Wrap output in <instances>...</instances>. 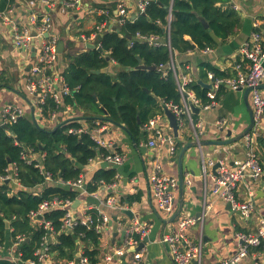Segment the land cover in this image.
Returning a JSON list of instances; mask_svg holds the SVG:
<instances>
[{
    "label": "crops",
    "instance_id": "obj_1",
    "mask_svg": "<svg viewBox=\"0 0 264 264\" xmlns=\"http://www.w3.org/2000/svg\"><path fill=\"white\" fill-rule=\"evenodd\" d=\"M30 1L32 0H18L17 5L14 6L15 12L12 14L14 25H28L30 13L28 2ZM142 1L144 0H51L52 7L48 10L53 18L59 43L63 42L64 44V50L62 54H59L57 66L61 76L65 78L69 73L70 61L65 57L66 55L77 56L91 50H101V47H98L100 43L96 41L98 37L96 39L90 37L97 31L100 24L99 17L102 16L101 12L103 10H110L114 15H117L118 6L123 4L129 9L132 15L131 19H133L136 18L138 5ZM217 6L224 13L234 15L232 30L227 36H218L216 38L217 45L212 47L209 52H206V49H197L195 46L193 50L188 52L180 54L175 52L174 54L180 77H190L194 80V83H198L208 90L211 87L208 78L209 73H213L217 77L215 72L218 71L223 77H233L239 69L247 70V64L240 56V47L250 38L253 32L258 30L255 26L256 23H260L259 28H261L262 21H264V0H227L225 3L217 4ZM35 7L42 8L43 1L36 0ZM8 11L0 12V61L2 69L0 76V109L8 103L21 106L26 110L25 116L35 120L40 127L49 129L76 120L82 127L89 130V120L93 121L95 127L98 123L105 122L107 128L101 135L111 145L105 151L121 154L124 156V162L118 166L112 165L103 161L100 154L84 167L82 174L84 175L86 189L88 181L100 170L113 171L116 178L114 183L101 185L94 193H89L88 190L86 192L79 191L80 197L77 200L79 203L72 208L73 216L82 219L88 212L98 211L109 217L106 231L100 233V260L107 253H112L115 249L124 246L127 237L125 231L119 228V224L128 227L136 220H140L151 226L149 234L143 242H140L141 237L139 235L136 236L139 241L138 247L128 249L125 257L132 258L139 253L143 255V264H173L169 248L161 240L175 226V221L168 223L174 214H164L158 210L151 191L149 175L155 162H159L166 174L179 179V185L173 191L176 199L175 210H177L181 196L179 157L182 150L189 143L195 141V130L187 123L186 127L179 129V134L176 136L166 115L168 109L163 106L161 100H157L156 116L150 118L141 127V136L138 142L131 133L129 135L121 127L103 121L104 118L110 119L105 113L84 116L82 111L74 108L71 115H62V113L58 115L57 120L52 122L51 125L45 120L43 121L32 106L33 98L27 94L25 89V82L30 73L31 64L37 56V49L35 45L27 52L15 49L13 25L3 23L2 19V15L4 13L8 14ZM112 28L113 25H110L108 30ZM87 33H90V35H87ZM40 42V40L36 42L38 47ZM91 45H94L96 49H91ZM104 56H108V53H105ZM108 60L110 64L107 72L116 76L121 68L110 58ZM211 68L216 71L210 70ZM244 90L232 91L225 88L218 94L216 107L209 111H199V113L193 111L195 123L197 125L201 124L203 129L200 141L205 144L191 147L184 155V180L190 178L191 186L184 183V209L182 213L184 215L199 216L202 212L203 198L206 194L209 201L213 203V210L207 217L204 226H195L189 234L190 238L195 241L200 238L203 239V264H218L223 259L235 254L239 248L237 234L254 233L259 218H264V122L250 132V134L257 135L255 137V148L263 171L262 177L259 180L248 179L241 183L237 190V196L241 201L247 200L248 195L252 194L255 214L250 222L246 223L239 214L234 213L229 207V203L224 199L213 195L211 191L214 187V168L209 169V175L206 179L203 177V157L206 161H224L231 167L234 166L235 161L247 158L245 138L226 146L212 144L215 141L227 140L230 132L232 133L231 137L236 138L249 127L251 117L244 99ZM261 90L264 95V88ZM249 103L252 107L251 94L249 95ZM64 110L66 111V108ZM156 117L161 118L160 129L164 137L171 138L176 144V152L173 155L170 153L167 144L159 145L157 149L150 148L148 145L149 141L152 140V134L146 133L144 126ZM119 124L128 130L125 124ZM43 155L45 154H33L41 164L46 157H43ZM15 171L18 175V168ZM46 181V185L53 183L50 178ZM11 185V195L23 188L19 179L17 185L12 182ZM33 191L35 195H40L43 191V185ZM130 197L134 198V201H130ZM108 199H114V207L107 205ZM39 220V222L31 221L32 225L39 226L43 219L39 218ZM147 237L149 241L145 242ZM57 242L58 239L55 235L48 238L49 245ZM142 243L145 244L140 247ZM11 247L12 241L7 239L0 248V260L9 261ZM83 248V245H79L74 260L83 255ZM68 261V259H58L57 254L51 255L49 253L48 258L39 264H67ZM119 261L123 260L120 258ZM240 264H264L262 249L254 251V254L252 253Z\"/></svg>",
    "mask_w": 264,
    "mask_h": 264
},
{
    "label": "trees",
    "instance_id": "obj_2",
    "mask_svg": "<svg viewBox=\"0 0 264 264\" xmlns=\"http://www.w3.org/2000/svg\"><path fill=\"white\" fill-rule=\"evenodd\" d=\"M226 1L174 0L172 3V0H151L144 14H136L134 20L115 25L117 27L113 25L111 30L98 36L96 41L101 45V52L91 50L77 56H65L70 61L65 80L73 90V95L66 97L64 103L82 111L84 116L102 115L106 112L112 121L125 124L138 142L143 124L156 116L157 100L179 104L181 95L174 75L169 73L163 78L157 70L160 64L171 61L168 46L151 47L139 42L136 35H157L166 43L169 10L172 9L170 43L173 57L175 52L185 53L195 46L197 49H211L217 45L218 36L226 37L232 30L234 15L224 13L217 6ZM17 3L18 0H0V12L13 8ZM110 13L115 16L112 11ZM201 18L209 24V28L204 26ZM106 19L107 17L100 16L99 23ZM130 41L134 42L133 47L129 46ZM105 53L108 56H104ZM108 58L121 68L116 76L107 72L110 64ZM140 65L155 67L156 70H137ZM210 70L216 71L214 68ZM215 73L217 77H223L218 71ZM190 89L202 103H208V89L198 83L191 84ZM56 109L54 100L47 99L43 117L49 119ZM88 123L89 132L96 128L92 120ZM81 127L74 120L53 129L42 128L29 116L21 117L16 124L0 127V176L6 175V170L16 164L18 179L23 186L12 195L11 183L4 182L0 186L1 245L7 239L13 244L17 236L25 237L19 249L23 261H35L34 254L42 247L44 239L55 235L58 242L49 245L51 255L57 254L58 259L73 260L79 245H83V255L89 258L91 264L99 263L101 234L97 225L101 216L98 211L87 213L93 219V225L87 226L79 222L72 231L62 229V219L66 213L62 209L45 213L42 225L37 227L32 225L30 217L45 200L58 198L75 203L80 193L67 184L77 181L92 159L107 153L97 147L90 133H69L71 129L78 130ZM30 151L46 155L42 162L44 174L35 163L28 164L23 160L22 154ZM45 173L53 181L52 184L46 185ZM115 176L113 171L96 172L87 183L88 192L94 193L101 185L114 183ZM42 185V193L35 195L33 190ZM129 199L134 201L132 197ZM7 222L10 227H7ZM46 222L51 223L52 231L45 228ZM0 264L13 263L0 260Z\"/></svg>",
    "mask_w": 264,
    "mask_h": 264
},
{
    "label": "built area",
    "instance_id": "obj_3",
    "mask_svg": "<svg viewBox=\"0 0 264 264\" xmlns=\"http://www.w3.org/2000/svg\"><path fill=\"white\" fill-rule=\"evenodd\" d=\"M35 1L28 2L29 22L27 26L14 25L12 21V14L15 12L14 7L9 9L8 14L2 15L3 23H11L13 25L14 33V47L16 50L29 51V49L35 45L37 49V56L34 62L31 64L30 73L25 82V89L27 94L33 98L32 106L39 113L40 119L45 120L51 125L52 122L57 120V116L71 115L74 110L73 106H66L64 99L73 95V90L69 87L64 77L58 72V46L59 39L55 33V27L53 18L48 8L52 7L51 0H42L43 7L36 8ZM151 0H144L138 5V14H144ZM174 0H172V3ZM6 14V15H5ZM102 16L107 17L105 22H102L97 27V31L92 34L90 38L96 39L100 33H104L108 30L109 24L111 25H123L131 19L129 9L120 4L118 6L117 15L114 17L109 10H103ZM169 25L167 26V41L166 43L157 35L145 36L140 33L136 35V39L141 43H147L149 46L159 48L167 45L171 53V61L167 64H160L157 70L161 73L163 78H166L169 73H172L177 80L178 90L181 95V101L179 104L173 102H162L163 106L170 110L177 118V122L180 128L187 126V123L195 130V141L200 142V136L203 134L201 124H196L194 121V115L192 107L198 108L200 111H209L217 106L218 94L225 88L232 91L244 90L247 88H253L251 91V102L254 111V118L256 126H259L264 122V95L261 89L258 87L264 84V21H262V27L260 23H256L257 31L253 32L248 40H246L240 47V56L247 64V70H238L237 74L233 77H216L213 73L208 74V78L211 82L210 90L207 93L208 103H202L197 97L196 93L190 89V85L194 83V80L190 77H180L178 67L173 57V48L170 43V23L172 21V9L169 10L168 16ZM33 31L36 32V36H33ZM48 36L46 37V35ZM85 38V37H83ZM89 39V38H88ZM40 40V46L36 45V42ZM129 46L133 47L134 42L130 41ZM100 48L101 45L99 44ZM211 51L210 48H206V52ZM1 61H0V76H1ZM47 99H53L56 103L57 109L51 114V117L46 120L44 115V107ZM66 108V111L64 110ZM26 115L25 108L15 105L13 103L5 104L0 109V127L13 125L18 120ZM161 118L156 117L151 119L145 126L144 131L148 134H152V140L149 141V147L157 149L159 145L167 144L169 146L170 153L173 155L176 152V144L171 138H165L162 130L160 129ZM107 128L105 122L98 123L96 128L89 132L85 127L80 129H71L70 134L81 135L83 133H90L91 138L97 144L99 149H109L111 147L109 141H107L101 134ZM256 134H248L245 137L247 158L244 160H237L234 162V166H229L224 161L214 162L213 160L206 161L203 157L202 168L203 177L206 179L209 175V169L219 167L214 171V187L212 193L214 196L224 199L231 204L232 211L239 214L242 219L248 223L252 220L255 214V204L252 194L248 195L247 200L241 201L237 196V190L239 185L248 179L259 180L262 177L263 171L260 165L259 157L255 148ZM33 152H27L22 154L24 161L28 164H34L44 174L42 164L39 160L35 159ZM46 155H43L45 157ZM103 161L112 165H121L124 162V156L119 153L108 151L101 154ZM43 159V158H42ZM13 168L6 170V175L0 176V186L4 182L18 184V175L16 174L17 165H11ZM47 179L49 175L45 173ZM149 183L153 197L157 203L158 210L164 214L175 213V195L174 189L179 185V179L170 176L165 173L162 164L155 162L152 172L149 175ZM184 183L191 186L190 178H187ZM78 191L86 192V185L84 175L81 174L79 179L75 182H69L67 184ZM107 205L114 207V199H108ZM73 202L70 200H60L55 198L53 200L43 201L38 211L32 212L30 217L31 221L39 222V218L44 217V214L55 210H64L65 216L62 219L63 231H72L74 227L80 222L83 225L91 226L94 224L90 215H86L82 219H77L73 216L72 212ZM184 209V208H183ZM213 210V203L208 199L206 194L203 198L202 212L199 216L184 215L182 212L176 218L172 231L165 235L161 242L166 244L169 248V254L173 264H203L204 254V242L200 238L195 241L190 238L191 230L200 225L204 226L205 221L211 211ZM100 223L97 225L99 233L106 231V227L109 222V217L103 213H100ZM43 220L40 225H42ZM39 225V226H40ZM45 228L52 231L50 222L45 223ZM119 228L126 233V241L123 247L115 249L112 253H107L102 260H99L98 264H143V255L136 254L132 258L125 257L128 249H136L139 241L136 236H140V242L148 236L151 226L146 222L136 220L128 227H123V224H119ZM48 238L44 239L42 247L36 250L34 256L35 261H23L21 253L19 251L22 243L25 241V237L17 236L16 241L11 247V257L9 261L13 264H39L43 263L49 256L50 247ZM237 239L239 241V248L235 254L223 259L218 264H240L244 259L248 258L254 251L262 249L264 253V218H259L258 226L254 233H238ZM1 238H0V248ZM125 257V258H124ZM123 261H119V259ZM128 258V259H126ZM67 264H91L88 257L81 255L76 260H69Z\"/></svg>",
    "mask_w": 264,
    "mask_h": 264
},
{
    "label": "water",
    "instance_id": "obj_4",
    "mask_svg": "<svg viewBox=\"0 0 264 264\" xmlns=\"http://www.w3.org/2000/svg\"><path fill=\"white\" fill-rule=\"evenodd\" d=\"M135 18H133L134 20ZM201 21L202 23L204 24V26L206 28H209V25L208 23H206V21L201 18ZM33 36H36V32L33 31ZM48 36V34L46 35V37ZM91 49H96V47L94 45H91L90 47ZM63 50H64V44L63 42H60L59 43V46H58V53L59 54H62L63 53ZM101 52V50H99ZM137 70H145V71H154L156 70L155 67H147V66H144V65H140L139 67H137ZM96 73H100V71H96ZM264 88V84L260 85L258 87V89H263ZM253 90V88H247L244 90V99L246 101V105L250 111V117H251V122H250V125L249 127L238 137L236 138H232V133L230 132L228 134V139L227 140H223V141H215L213 142L212 144H215V145H221V146H226V145H231V144H234L240 140H242L243 138L246 137V135H248L250 132H252L255 127H256V122H255V118H254V111H253V108L251 107L250 103H249V95L251 93V91ZM240 91H243V90H240ZM192 110L195 112V113H199V109L198 108H195V107H192ZM106 115H108L106 112H105ZM166 115L170 121V124H171V127L172 129L174 130V133L176 136H178L179 134V125H178V122H177V118L176 116L174 115V113H172L170 110H166ZM103 121H106V122H109L111 124H114V125H117L118 127H121L122 129H124L129 135L130 132L122 125H120L119 123L117 122H114L112 121L111 119H108V118H104L102 119ZM34 122L36 123L37 126H39L37 124V122L34 120ZM4 127H7V126H4ZM205 143L200 141H194L192 143H189L181 152L180 154V157H179V167H180V186H181V196H180V199H179V203H178V208L177 210L175 211L174 215L169 219V222L168 223H172L176 220V218L181 214V212L183 211V208H184V195H183V191H184V173H183V159H184V155L186 153L187 150H189L191 147H194V146H202L204 145ZM219 167V165H217L215 168H214V171H216V169ZM79 203V201H76L74 203V205L72 206V208H74L77 204ZM229 207L232 209L231 207V204H229ZM7 227H10V224L9 222H7ZM149 241V238L147 237L145 239V242H148ZM145 243H142L140 247H143Z\"/></svg>",
    "mask_w": 264,
    "mask_h": 264
}]
</instances>
